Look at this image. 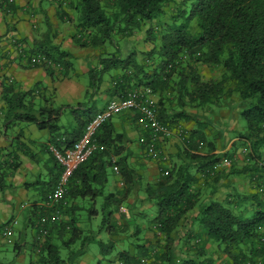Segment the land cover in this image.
Masks as SVG:
<instances>
[{
	"label": "trees",
	"instance_id": "trees-1",
	"mask_svg": "<svg viewBox=\"0 0 264 264\" xmlns=\"http://www.w3.org/2000/svg\"><path fill=\"white\" fill-rule=\"evenodd\" d=\"M69 6L77 28L73 43L101 49L98 62L89 68L87 96L99 87L107 71L115 69L113 94L151 87L153 93L162 92L157 102L162 122L173 130L172 124L180 119H191L195 126L191 131L179 128L187 144L180 147L178 160L169 162L144 186L145 202L156 206L146 229L153 233L155 243L133 242L135 252L116 247L119 233L130 224L134 223L135 236L143 229L120 211L125 195L135 185L127 156L117 157L124 188L104 194L100 211L93 203L81 204L82 199L93 202L103 193L112 156L120 153L117 138L124 134L114 133L111 117L96 132L99 147L74 171L62 199L54 207L43 206L46 211L39 219L56 211L60 218L45 223L44 237L38 221L39 250L31 264H77L92 240L100 244L105 255L117 251L114 257L106 261L99 258L95 264H113L115 258L134 262L141 257L148 264H264V186L259 183L264 177V0H76ZM59 8L63 15L68 14L62 2ZM167 15L171 18L168 23ZM45 22L44 36L23 52L27 64L42 65L49 74L57 67L68 72L73 67L72 54L53 43V27L47 16ZM137 34L153 42L141 56L134 49L125 52L120 43ZM33 53L45 55L54 64L31 61ZM203 66L214 74L218 71L216 77L207 78ZM35 91L36 87L15 91L11 84L4 86L6 117L47 129L51 147L73 146L95 111H80L71 130L63 131L60 114L70 106L36 107ZM224 107H236L237 117L244 123L232 130L239 140L215 153L217 146L204 130L211 121L210 111L219 112ZM124 113L140 118L138 110ZM141 129L144 135L139 141L145 146L141 139H147L150 132ZM216 134L222 137L223 132ZM238 147L244 152L242 165L237 162ZM234 174L248 175L251 191H240L230 181ZM231 184L234 187L227 189ZM244 204L249 206L248 213L242 210ZM98 214L101 218L96 227L94 217ZM104 231L109 235L107 240L99 236ZM145 240L152 238L145 236ZM77 241H81L79 248L73 247Z\"/></svg>",
	"mask_w": 264,
	"mask_h": 264
},
{
	"label": "crops",
	"instance_id": "crops-1",
	"mask_svg": "<svg viewBox=\"0 0 264 264\" xmlns=\"http://www.w3.org/2000/svg\"><path fill=\"white\" fill-rule=\"evenodd\" d=\"M61 1L63 9L68 14L63 15L60 10ZM61 1L59 3L58 0H0V177H2L0 181V264L34 262L39 250L36 237L39 215L46 211L43 207L46 206L45 194L54 187L60 174L59 165L50 149L51 134L47 129L38 128L33 122L13 121L11 117H6L4 86L11 84L15 91L36 87V91L32 94L36 107L69 105L70 107H64L59 118V124L64 127L63 131L71 130L80 111L91 108L90 112L93 113L104 107L111 97L119 95L112 92L114 79L111 74H108L109 71L104 74L99 87L92 89V95H86L90 79L85 82L79 76L81 70L87 69L89 72L90 66L98 62L101 49L81 48L73 43L77 28L74 11L69 5L72 6V2L76 0ZM46 16L54 28L53 43L62 50H68L74 56V59L71 58L74 62L73 67L68 72L57 67L54 74H49L42 65L29 66L26 56L23 55L25 49H30L35 40L44 36L47 30ZM161 94L162 92L153 93L157 102ZM79 101L82 103L80 104ZM236 115V107H224L219 112L210 111L211 121L204 131L216 144L215 153L231 148L236 141L237 136L225 135L238 127ZM139 119L122 112L112 116L110 123L114 133L124 134L122 138H117L120 153L114 155L127 156L128 166L135 182L133 188L125 195L120 211L127 213V218L130 215L131 223L137 220L146 227L152 219L151 217L148 219V216L152 214L153 217V213H151L152 207L149 208V203L145 202L144 186L155 180L169 162L177 161L180 147L187 143L175 133L158 143L159 148L167 155V159H163L162 156L150 157L146 147L139 141L144 135ZM194 124L191 119H180L172 125L176 129L184 127L191 131ZM218 130L224 131L222 137L216 134ZM108 170V181L103 193L96 196L93 202L82 199L81 204L93 203L94 208L100 211L104 194L124 188L126 183L122 172L115 171L113 166ZM231 176L230 181L236 183L240 191L253 188L248 175ZM225 181H229L228 178ZM230 186L227 189L234 187L233 184ZM98 216L99 219L101 218L98 214L94 219ZM8 227L10 232L5 234ZM29 230L30 239H28ZM148 233L146 231V237L149 236ZM10 244L14 250L12 255L9 254L11 256L4 252ZM83 255L80 256L77 264L86 263V258L89 256ZM26 257L27 260H25ZM84 259H86L85 262H83Z\"/></svg>",
	"mask_w": 264,
	"mask_h": 264
},
{
	"label": "built area",
	"instance_id": "built-area-1",
	"mask_svg": "<svg viewBox=\"0 0 264 264\" xmlns=\"http://www.w3.org/2000/svg\"><path fill=\"white\" fill-rule=\"evenodd\" d=\"M31 61L36 62H48L54 64L53 61L47 59L45 55L41 53H33L31 55ZM138 110L140 111V124L143 129H147L150 134L147 139H141L145 142V147L148 155L151 157H160L167 159V155L159 148V141L165 138H170L175 132L182 135L181 129L173 130L170 126L162 122L157 113L158 104L155 97H153V90L151 87L140 86L134 87L124 91L123 93L111 97L106 105L91 116L87 121L82 131V135L76 141V143L65 149H60L52 146V152L62 167V171L56 183V186L49 192L46 193L44 203L49 207H54L63 197L66 192L67 183H69L74 171L79 165L85 161L98 147L99 142L96 139V132L99 127L112 116L125 112L127 110ZM203 143H200L202 146ZM227 161V158L224 157ZM113 169L119 171V164L117 163V157L112 156ZM261 186H264V177L259 179ZM60 218L59 211L49 215H42L39 219L41 224L40 235L44 237L47 233V227L45 223L48 221L55 222ZM10 232V228H6L5 234ZM113 264H148L146 258L141 257L134 262L124 261L119 258L113 260Z\"/></svg>",
	"mask_w": 264,
	"mask_h": 264
},
{
	"label": "rangeland",
	"instance_id": "rangeland-1",
	"mask_svg": "<svg viewBox=\"0 0 264 264\" xmlns=\"http://www.w3.org/2000/svg\"><path fill=\"white\" fill-rule=\"evenodd\" d=\"M9 1V0H8ZM61 1V0H58V2ZM11 2V1H10ZM62 2V1H61ZM60 3V2H59ZM174 4H171V7L170 9L173 7ZM165 21L168 23L170 21V17L169 15H167V17H165ZM51 23V22H50ZM52 25V24H51ZM54 30V28H53ZM148 38L145 36V35H135L134 37L130 38L128 41H125V40H122L120 41V43L122 42V49L126 51H129L128 49H134L136 50L137 53L140 52V56L142 55V52L144 51H148L151 46L153 45V42L152 40H147ZM118 40V39H117ZM125 41V42H123ZM120 43H119V46H120ZM118 46V45H117ZM79 47V46H78ZM112 47V46H111ZM71 58L74 59V56H72ZM74 63V62H73ZM75 65H77V63H75ZM81 75L79 77H81L85 82H87L86 80H89L90 79V76H89V72L87 71V69H83L81 70ZM202 72L203 74L206 75L207 78H210V77H216V74H218V71L214 74V71L213 70H210L208 67L206 66H203L202 67ZM108 74H111L112 76L114 74H116V70L115 69H111ZM67 102V100H65ZM238 115V114H237ZM236 115V116H237ZM239 118V125H243V120L242 118L239 116L236 118V120ZM235 119V118H234ZM236 126H238V124H236ZM217 129H220V128H217ZM223 129V128H221ZM224 132V131H223ZM235 133L234 131H231V132H228V133H225V135H230V136H233ZM239 139L236 138V141H238ZM243 154L244 152L238 147V151H237V156H238V160L237 162L240 163V165H242L244 163V157H243ZM264 160V155H263V158H262V161ZM261 179V178H260ZM231 187V186H230ZM253 187V186H252ZM248 191H251V190H248ZM247 189L246 191H244L245 193L248 192ZM223 196V193L221 194ZM152 207V211L151 213H153V215H155L156 213V206L153 204L152 206H149V208ZM249 206L244 204L242 205V210L246 211L247 213L249 212ZM152 215V214H151ZM149 215L148 219H150V217L152 218V216ZM94 223L96 224V227L99 223V216L97 218L94 219ZM16 225L18 226V223H16ZM147 227V226H146ZM146 227H143L141 233H139L138 236H135L134 233L136 231V228L133 224H130L129 227L127 228V230L125 232H122V233H119V239H118V244L116 247H118L120 250H130L131 252H135L136 248L134 247V244L136 243H146L147 246L151 245V242L155 243V237L153 235V233L151 231H149V236L150 238H152V240H145V236H146ZM101 234V233H100ZM100 238H103L104 240H107L109 237V235L107 233L102 232V234L100 235ZM31 235V232L29 230L28 232V239H30V236ZM131 235V236H129ZM128 236V237H127ZM98 237V236H97ZM127 238V239H126ZM126 239V240H124ZM135 242V243H133ZM81 245V241H77L73 247H77L78 248L80 247ZM88 248L87 252L84 253V255H87L88 258L84 259L83 262H85L86 260V263L85 264H95L96 261L101 258L102 261H106L108 258H111V257H114L116 254H117V251L115 250L112 254H108V255H105L102 253V250H101V246L100 244L97 242V241H91L89 243H87V246H86V249ZM156 248V246L154 247ZM67 249L64 250V254H66V251ZM213 251V250H212ZM4 252H7L9 254L12 255V253H14V250H13V246L12 244L8 245V249L5 250ZM152 254H154L152 252ZM9 255V256H11ZM83 255V256H84ZM215 256L217 257V255L215 254ZM152 259V258H151ZM150 259V260H151ZM25 260H27V257L25 258ZM19 261V259H18ZM16 262V261H14ZM150 264V263H149Z\"/></svg>",
	"mask_w": 264,
	"mask_h": 264
}]
</instances>
